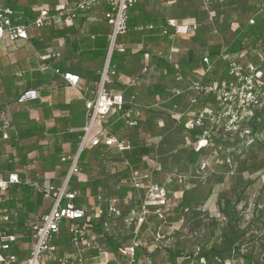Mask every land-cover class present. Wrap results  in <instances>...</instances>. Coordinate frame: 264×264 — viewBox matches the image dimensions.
<instances>
[{
    "label": "crops",
    "instance_id": "0c3cea01",
    "mask_svg": "<svg viewBox=\"0 0 264 264\" xmlns=\"http://www.w3.org/2000/svg\"><path fill=\"white\" fill-rule=\"evenodd\" d=\"M79 1L81 0H0L9 7L13 4L20 9H31L35 14H39L45 7L57 11L69 4L76 5ZM138 2L130 11L129 30L120 38V44L124 45L127 51L126 60L123 69L117 71L114 76V84L112 83L113 87L110 88L114 93L124 94L129 102L127 106H131L122 113L130 112L134 119L139 117L138 112L142 117L148 114V110H144L143 106L139 105L165 101L164 105H167L168 110L173 111L174 119L179 118V114L183 113L185 114L183 120L185 121L186 117L189 120L191 92L187 89L188 81L199 77H202L206 83L224 80L228 71L224 55L232 53L229 46L236 37L220 40L224 35L216 32L218 36L215 29L199 23L196 14L188 11V8L186 15L179 17L171 5V0H138ZM180 7L184 9L183 4H180ZM106 9V5L91 7L71 22L61 16L41 29L31 21L28 25H23L26 27L29 39H18L13 42L8 38L0 39V127L5 125L4 119L11 126L7 133L9 138L0 135V177L18 170L21 178L33 188L32 190L37 188L30 183L33 181L39 185L51 182L59 187L72 165L70 159L63 161V158L79 156L76 166L78 169L72 177L71 184L79 191L80 197L77 200L82 208H89L91 202L85 198L92 195L89 191V183L84 182L87 179H81V171L93 170L95 168L93 160L97 159L101 152L106 151L105 149L112 148L102 144L98 148L89 146L81 154L79 151L83 127L88 120L85 100L94 97L108 55L111 26L103 15ZM16 13L22 15V11ZM171 19L177 20L179 24H196L197 27L191 29L188 34H176L168 25ZM149 25L153 27H146ZM141 27L146 28L140 30ZM218 50L219 54L212 58L211 53ZM242 53L232 54L241 57L242 63L253 62L249 60L247 50L244 55ZM206 55L215 65L208 73H205L208 66L202 60ZM112 63L115 64L113 60ZM223 67L225 72L220 75ZM145 68H148L147 71H144ZM56 69L80 74L79 86H68L57 74ZM134 78H138L143 85H131L130 81ZM158 87H161L163 92L152 94L151 92L158 90ZM31 88L38 90L39 98L27 104L18 103L19 94ZM178 88L183 90V94L174 97L173 93ZM130 99L138 105H134ZM215 102L214 98L206 97L201 99L198 106L202 109H211L215 106ZM113 112L119 114L117 110H113L109 115ZM188 112L189 114L186 115ZM106 118L97 122L93 134L97 135L105 129L102 137L108 135ZM124 121L128 122V117ZM142 125L141 118L138 126ZM117 138L126 142L119 136ZM114 147L117 152L120 151L116 146ZM117 188L120 193H114L117 190L111 191L106 187H102L99 191L116 196L122 205L126 195H122L120 186ZM9 196L8 191L3 205L10 210H18V206L17 208L7 206ZM17 196L20 197L19 194ZM31 201L34 203V198ZM17 204L23 205L19 202ZM43 206L42 204L34 212L19 210L20 219L24 218L25 223L32 222L38 215L48 213L52 204L47 211L41 212ZM18 231L26 234L27 229ZM22 242L28 248L32 244L31 236L23 237ZM144 244L146 246V240ZM146 247V252L140 250L139 256L147 253L154 258L153 252L160 248L151 250ZM23 249L26 247H22ZM106 250L113 252L109 244L101 249L103 252ZM27 253L28 251H23L21 257ZM93 254L95 258L90 261L91 264L105 263L106 256L104 253L100 254L99 249L94 250ZM109 258L111 259L109 264H115L117 258L113 255Z\"/></svg>",
    "mask_w": 264,
    "mask_h": 264
},
{
    "label": "rangeland",
    "instance_id": "374dc122",
    "mask_svg": "<svg viewBox=\"0 0 264 264\" xmlns=\"http://www.w3.org/2000/svg\"><path fill=\"white\" fill-rule=\"evenodd\" d=\"M171 1L179 17L185 16L188 8L199 23L223 34L220 40L237 37V27L250 32L252 38L248 41L255 45L246 41L248 58L258 61L256 64L263 59L264 64V0ZM212 65L215 66L214 62ZM168 109L167 105L157 109L164 115L156 119L150 118L149 113L143 115V125L138 127L129 126L122 112H113L106 118V134L128 142L131 133H137L155 150L143 158L137 169L128 166L123 152H117L115 147L105 149L93 160V170L81 171V179H87L84 182L89 183L92 195L85 200L94 203V194L102 187L120 193V186L126 196L121 205L123 215L113 223L114 236L128 242L133 228L126 222L127 213L135 210L137 215L143 199L157 184L161 199L149 200L148 225L141 230L151 250L155 248L154 234H161L166 242L165 248L153 252V264H202V257L206 264H264V106L256 119L223 143L221 138L208 139L198 132L196 135L185 131ZM134 169L151 175L144 185V195L133 189L127 178ZM43 201L41 212L47 211L53 202L49 196ZM228 248L231 253L226 252ZM169 249L185 253L181 257L169 256ZM189 251L198 255V262L196 258H187ZM207 255H211V261Z\"/></svg>",
    "mask_w": 264,
    "mask_h": 264
},
{
    "label": "built area",
    "instance_id": "2783aa9c",
    "mask_svg": "<svg viewBox=\"0 0 264 264\" xmlns=\"http://www.w3.org/2000/svg\"><path fill=\"white\" fill-rule=\"evenodd\" d=\"M138 3V0H81L76 5L69 4L57 11L45 7L40 10L38 17L34 20L33 24L41 29L61 16L64 20L71 22L76 20L80 13L91 7L107 6L103 15L111 26L108 37V55L94 97L85 100L88 120L80 138V154L89 146L98 148L102 144L108 148L116 146L122 152L130 148L129 143L120 141L115 135L108 134L102 137L105 129H102L97 135L93 134V131L98 121L105 119L113 110L124 111V106L129 103L124 94L114 93L110 88L114 82V76L117 74L112 57L116 51L127 52L119 41L121 36L129 30L130 11ZM13 17L14 9L0 2V39L8 38L10 42L29 39L26 27L15 24ZM168 25L176 34H188L191 29L197 27L196 24H179L175 19L169 20ZM146 27L152 28L153 26ZM146 27L139 29L144 30ZM244 54L245 51L242 55ZM224 58L228 67L227 77L221 82L213 83L204 82L202 77L189 80L187 89L191 92V113L188 112L186 115L189 114L190 119L184 121L182 118L185 117V114L183 113L179 114L181 116L176 119L178 124L183 121L187 129L203 131L206 138H221V142L233 134L240 133L247 122L257 118L258 111L264 106V91L261 86L264 80V67L261 64L263 59H260L259 64L242 63L241 57L232 53H227ZM202 60L208 66L205 73L212 71L214 66L211 58L206 55ZM147 69L145 68L144 71ZM56 72L68 86H79L80 74L72 71L62 72L60 69H56ZM130 84L143 85L138 78L132 79ZM180 94H183V90L178 88L174 91L173 96ZM206 97L216 100L215 106L211 109H202L198 106L201 99ZM38 98V90L31 88L21 92L17 102L27 104ZM131 98L133 97L131 96ZM130 101L134 105H138L132 99ZM164 104L165 101H157L139 106H143L144 110H157ZM125 116L128 117L129 126H138L142 118L140 112L137 113L139 116L137 119L131 117L130 112L125 113ZM4 122L5 125L0 127V132L3 137L9 138L7 133L11 126L7 120L4 119ZM67 159L72 161V165L61 186L58 187L51 182L42 185L35 181L30 182L39 190H43L45 196L51 197L53 202L48 213L35 217L34 221L25 226L26 234L17 232L20 220L19 210H10L3 205L8 190L22 183L20 172L18 170L11 171L5 177H0V264H91L90 261L95 258L93 252L97 249L100 250V254L104 253L106 256L104 264L110 263V255L117 258L115 264H153L154 258L151 254L146 253L139 256V252L147 249L144 244V233L141 230L145 225H148L147 206L149 200L161 199L159 186L156 184L150 190L151 193L147 195L148 197L143 199L137 215L134 213L135 210L127 213L126 222H129V226L133 230H131L130 241H122L114 236L116 232L113 227L116 217L123 215L124 210L120 205V200L116 196L99 191L94 195V203H91L89 208H82L77 200L80 197L79 191L71 184L72 177L78 169L76 166L79 156H66L63 161ZM150 179L149 173L144 174L135 169L129 176V181L134 189L143 195L144 185ZM65 222L66 228L63 230ZM95 225L100 226V231ZM106 234L113 236L119 242L117 250L113 249V252L101 251L108 245ZM27 235H30L32 239V244L28 248L22 242L23 237ZM163 239L161 234H154L152 237L153 246L165 248L166 242ZM22 247H26V249L22 250ZM25 250L28 251L27 255L21 257ZM196 256L197 254H195ZM200 260L202 264H206L203 257Z\"/></svg>",
    "mask_w": 264,
    "mask_h": 264
},
{
    "label": "trees",
    "instance_id": "16d2710c",
    "mask_svg": "<svg viewBox=\"0 0 264 264\" xmlns=\"http://www.w3.org/2000/svg\"><path fill=\"white\" fill-rule=\"evenodd\" d=\"M249 1H251L253 3V2L258 1V0H249ZM11 7L14 9V18H13L14 20L13 21L15 24H18V25H28L29 22H31V21L34 22V20L39 15V14H35V11H33L31 9L30 10L20 9V8H17L16 5H13V4L11 5ZM16 11H22V13H21L22 15H18V13H16ZM15 19H17V20H15ZM235 32H237V37L232 42V44L229 46L230 52L235 53V52H243L245 50H248L249 48H247V45H249L251 42L253 43L252 40L250 43L248 41L250 38H252L251 37L252 35L250 34V32L242 30L240 28H237L235 30ZM246 41H248L249 44ZM253 45H255V43H253ZM218 54H219V50L214 51L211 53V55H212L211 57L214 58ZM126 55H127L126 53L120 54L117 51L114 53L112 60L116 64L117 71H120L123 69V64H124V61L126 60ZM255 63H258V61H256ZM262 64H263V61H262ZM263 67H264V64H263ZM261 84H262L261 86H262L263 91H264V80L262 81ZM157 89L158 90H154L151 93L156 94V93H162L163 92L162 91L163 89L161 87H158ZM130 106L131 105L124 106V111L129 110ZM148 113H149L150 118H155V119L164 115L163 113L161 114V112H157L156 110H148ZM174 120H175V122H177L176 119H174ZM250 122H252V121L247 122L246 125H249ZM180 126H182V128H184L185 131L190 132V130L185 127V123L183 121H180L179 127ZM191 132H196V135L198 132L199 136H202V135L205 136V133L203 131L191 130ZM0 135L2 136V133H0ZM127 143H129L130 148L123 151V156L126 159L128 166H130V167L132 166V168L136 167L137 169H139L140 168L139 164L143 160V158L152 154L155 150L153 144L146 142V140L144 138H140L137 133H131L130 139L128 140ZM83 153L81 155V158L83 157ZM127 178L129 179V175H127ZM19 185L20 186L17 185V187H11L8 190L10 192V196L8 198V201H7V206L10 208H17V206H18V210L26 209V211H28V212H34V210H36L39 206H41L43 204V198L45 196V192L43 190H41V189L39 190L37 188H36V190H32L33 188H31L30 185L26 181H24L23 179H22V183ZM19 187H21V188H19ZM133 189H134V187H133ZM17 194H19L20 197H18ZM33 198L35 201L34 203H32V201H31ZM18 202L22 203L23 205L19 206L17 204ZM24 220H25L24 218L19 220L17 231L18 230L23 231L24 228H26L25 226H28L31 223V222L25 223ZM95 226H97L98 231H100V229H99L100 226H98V225H95ZM106 237H107L108 244L111 245L114 250H117V246L119 245V242L116 240V238H113V236H109L108 234H106ZM169 250H170V252H168V253H169V255H172V256L175 255V256L181 257L183 255V253H185V252H182L180 250H178V251H176L174 249H169ZM231 250H232L231 248H228V250H226V252L231 253ZM189 254H190L189 257H187V258L192 257L191 259L193 261L195 258H196V261L198 260L197 259L198 255L195 257L193 251H189ZM207 259L209 261H211L212 260L211 255H207Z\"/></svg>",
    "mask_w": 264,
    "mask_h": 264
}]
</instances>
